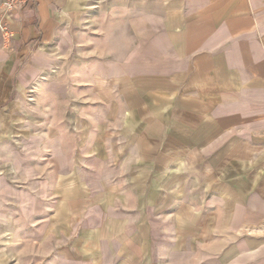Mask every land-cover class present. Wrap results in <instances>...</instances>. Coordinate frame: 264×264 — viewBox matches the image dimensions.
Listing matches in <instances>:
<instances>
[{
	"label": "crops",
	"instance_id": "1",
	"mask_svg": "<svg viewBox=\"0 0 264 264\" xmlns=\"http://www.w3.org/2000/svg\"><path fill=\"white\" fill-rule=\"evenodd\" d=\"M7 25L0 264H264V0H34Z\"/></svg>",
	"mask_w": 264,
	"mask_h": 264
},
{
	"label": "built area",
	"instance_id": "2",
	"mask_svg": "<svg viewBox=\"0 0 264 264\" xmlns=\"http://www.w3.org/2000/svg\"><path fill=\"white\" fill-rule=\"evenodd\" d=\"M34 0H2L0 7V33L2 34L4 40L11 38V33L7 25V15L18 12L24 9L25 7L31 5Z\"/></svg>",
	"mask_w": 264,
	"mask_h": 264
}]
</instances>
